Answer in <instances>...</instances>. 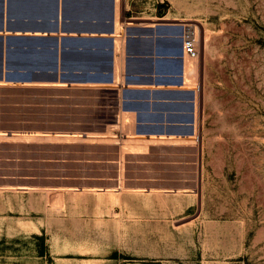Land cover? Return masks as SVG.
Returning a JSON list of instances; mask_svg holds the SVG:
<instances>
[{
  "label": "rangeland",
  "instance_id": "374dc122",
  "mask_svg": "<svg viewBox=\"0 0 264 264\" xmlns=\"http://www.w3.org/2000/svg\"><path fill=\"white\" fill-rule=\"evenodd\" d=\"M123 1L204 30L198 134H137L120 76L0 84V264H264V0Z\"/></svg>",
  "mask_w": 264,
  "mask_h": 264
},
{
  "label": "crops",
  "instance_id": "0c3cea01",
  "mask_svg": "<svg viewBox=\"0 0 264 264\" xmlns=\"http://www.w3.org/2000/svg\"><path fill=\"white\" fill-rule=\"evenodd\" d=\"M47 1L0 0V81L73 89L113 84L120 76L119 100L135 116L136 133L194 132L200 85L185 83L183 39L175 22L127 24L114 33L115 0ZM121 3V18L127 19Z\"/></svg>",
  "mask_w": 264,
  "mask_h": 264
},
{
  "label": "bare ground",
  "instance_id": "6f19581e",
  "mask_svg": "<svg viewBox=\"0 0 264 264\" xmlns=\"http://www.w3.org/2000/svg\"><path fill=\"white\" fill-rule=\"evenodd\" d=\"M28 1V0H27ZM48 1H50V0H48ZM47 1V3H49ZM61 2H63L62 0H60ZM69 1V0H68ZM74 1V0H73ZM85 1V0H84ZM83 1V2H84ZM12 2H13V0H12ZM33 2V1H32ZM70 2V1H69ZM121 2H123L122 0H115L114 1V14H115V17H114V22L113 23H115V32L114 33H120V32H124L125 31V25H127V24H131V23H133L132 21H130V20H127V19H122L121 18V11H122V3ZM14 3H15V0H14ZM14 3H13V5H14ZM50 3H51V1H50ZM67 3V2H66ZM71 3H72V1H71ZM80 3V2H79ZM27 4V3H26ZM26 4H25V6H26ZM68 4V3H67ZM7 5V4H6ZM34 5H36V3L34 4ZM80 5V4H79ZM78 5V6H79ZM90 4H88V6H89ZM92 6H93V3L91 4ZM11 6V5H10ZM17 6V5H16ZM28 6V5H27ZM87 6V7H88ZM8 8H9V4H8ZM75 8H77V6L75 7ZM79 9H81L80 7H78ZM77 8V9H78ZM93 8V7H92ZM11 9V8H10ZM12 9H13V7H12ZM28 9V8H27ZM86 9V8H85ZM5 10H7V9H5ZM15 10V9H14ZM18 10H19V8H18ZM68 10H70V9H68ZM60 11H61V9H60ZM64 11V10H63ZM72 11H75V10H72ZM79 11V10H78ZM81 11H83L82 9H81ZM85 11V10H84ZM16 12V11H15ZM20 12V11H19ZM70 12V11H69ZM68 12V13H69ZM95 12V11H94ZM6 13V12H5ZM9 13V12H8ZM17 13H18V11H17ZM23 13V12H22ZM32 13V12H31ZM50 13V12H49ZM75 13V12H74ZM76 13H77V11H76ZM79 13V12H78ZM9 14H11V13H9ZM20 14H21V12H20ZM20 14H19V16H20ZM64 14H65V12H64ZM83 14H85V13H83ZM92 14V13H91ZM22 15V14H21ZM38 15V14H37ZM60 15H62L61 13H60ZM59 15V16H60ZM66 15H69V14H66ZM65 15V16H66ZM72 15V14H71ZM78 15H80V14H78ZM87 15V14H86ZM88 15H89V13H88ZM87 15V16H88ZM6 16V15H5ZM14 16V15H13ZM42 16V15H41ZM73 16V15H72ZM75 16V15H74ZM25 17H26V15H25ZM16 18H18V17H16ZM7 19H8V17H7ZM60 19H61V17H60ZM122 19V20H121ZM152 19V20H151ZM151 21H146V22H141V23H147L148 25L150 24H153V23H155L156 21H155V19H157V17H151ZM165 19H168V18H165ZM174 19H176V18H174ZM32 20V19H31ZM161 20V19H160ZM8 21V20H7ZM5 22H6V19H5ZM7 23V22H6ZM5 23V24H6ZM63 23V22H62ZM136 23V22H135ZM159 23V22H158ZM162 23V22H161ZM168 23V22H167ZM169 23H172V22H169ZM172 24H174V23H172ZM177 24H180V23H175V25H177ZM146 25V24H145ZM181 25L182 26H184V27H188V26H195V28H197L198 27V25L196 24V23H181ZM60 28H62L61 27V25H60ZM8 29V28H7ZM114 29V28H113ZM5 30V29H4ZM201 30V40H200V37H199V40L200 41H202L203 40V44H204V41L206 40V35H205V33H204V30L203 29H200ZM30 31V30H29ZM42 31V30H41ZM19 33V32H18ZM34 33V32H33ZM38 33V32H37ZM61 33H63V32H61ZM60 33V34H61ZM65 33V32H64ZM73 33H74V31H73ZM5 34V33H4ZM113 35V34H112ZM120 35V34H119ZM128 35V34H127ZM121 36V35H120ZM119 36V37H120ZM118 37V36H117ZM116 37V38H117ZM123 37V36H122ZM125 37V36H124ZM122 40H124V39H122ZM126 40V39H125ZM117 41V40H116ZM121 42V38H120V40H119V43ZM126 42V41H125ZM118 42L117 43H115L116 44V50L118 51V48H120V47H122L120 44H119ZM122 44V43H121ZM119 45H120V47H119ZM201 45V44H200ZM123 46H124V43H123ZM126 47V46H125ZM124 47V48H125ZM124 48H122V50H124ZM125 51V50H124ZM123 51V52H124ZM119 52H120V49H119ZM185 53V52H184ZM123 55V54H122ZM189 58V56H187V53H185V62H186V68H184V69H186V72H185V74H186V76H185V83L186 84H188L189 82H190V78H189V73H190V68H191V66H192V68L194 69V68H196V64L197 63H194V61L192 62L190 59H188ZM121 59V58H120ZM120 59H118V56H117V59H116V57H115V60L114 61H116V63L118 64V65H120V63H118V60L120 61ZM194 59V58H193ZM197 61H198V59H196ZM193 63V64H192ZM191 65V66H190ZM118 68L116 67V70H117ZM119 72V71H118ZM114 73H116V72H114ZM118 74V73H117ZM190 77H191V75H190ZM115 80H117V78L118 77H116L115 76ZM124 79V78H123ZM61 81V80H60ZM63 81H65V80H63ZM63 81H61V82H63ZM126 81V80H125ZM39 82V81H38ZM41 82V81H40ZM59 82V81H58ZM5 83H10V81H6L5 79H1V81H0V84H5ZM48 83V82H47ZM46 83V85H50V83H48L47 84ZM54 83V82H53ZM66 83V82H65ZM19 84H20V82H19ZM31 85H33V83L31 84ZM40 85V84H39ZM55 85H64V84H62V83H57V84H55ZM197 127V126H196ZM196 127H195V130H193L194 132H191L190 131V133H168V132H161V133H152L151 134V136H149V139L148 140H152V141H157V140H161V143L163 142L162 140L164 139V140H166L167 141V139H168V141H169V139H171V140H173V138H176V140H178L179 138L180 139H187V138H190L191 137V135L193 136V135H196V134H198L197 133V131H196ZM166 131V130H165ZM14 131H12V133H13ZM9 134V133H8ZM138 134V133H137ZM144 134V133H143ZM29 135V134H28ZM48 137H49V135L48 134H46ZM54 135V134H53ZM4 136H7L8 137V135H4ZM27 135L26 134H18V133H13V135L12 136H9V137H13V138H16V137H19V138H22V137H26ZM30 136V135H29ZM42 136H44V135H42ZM65 136V137H64ZM63 137L65 138V139H67L66 137H72L73 139L75 138L74 136H76V135H73V136H70L68 133L66 134V135H64ZM139 136V135H138ZM3 137V136H2ZM32 137V136H31ZM38 137V136H37ZM46 137V136H45ZM47 137V138H48ZM57 137H58V135L55 137L56 139H57ZM59 137L61 138L62 137V135L60 136L59 135ZM80 137V136H79ZM79 137H77V138H79ZM89 136H87L86 138H88ZM4 138V137H3ZM18 138V139H19ZM30 138V137H29ZM49 138H51L52 139V137L50 136ZM54 138V137H53ZM90 139H91V137H89ZM167 138V139H166ZM17 139V138H16ZM27 139V138H26ZM59 139V138H58ZM85 139V138H84ZM89 139V140H90ZM105 139V138H104ZM103 139V140H104ZM147 140V141H148ZM170 140V143L172 142ZM182 140H180V141H182ZM152 141H150V142H152ZM158 142H160V141H158ZM157 142V143H158ZM183 142H185V141H183ZM164 143H165V141H164ZM147 144V143H146ZM169 144V143H168ZM140 146V145H139ZM137 148H139V147H137ZM136 148V149H137ZM124 188V187H123ZM56 189V188H55ZM111 187L110 188H105V190H110L111 191ZM83 190V189H82ZM179 190V189H178ZM60 191V190H59ZM158 191V190H157ZM61 192V191H60ZM113 192V191H112ZM62 193V192H61ZM60 196V195H59ZM60 198V197H59ZM59 200V199H58ZM57 200V201H58Z\"/></svg>",
  "mask_w": 264,
  "mask_h": 264
},
{
  "label": "built area",
  "instance_id": "2783aa9c",
  "mask_svg": "<svg viewBox=\"0 0 264 264\" xmlns=\"http://www.w3.org/2000/svg\"><path fill=\"white\" fill-rule=\"evenodd\" d=\"M182 39L184 52L190 57H197L199 55L197 48L199 34L195 26L184 27Z\"/></svg>",
  "mask_w": 264,
  "mask_h": 264
},
{
  "label": "water",
  "instance_id": "95a60500",
  "mask_svg": "<svg viewBox=\"0 0 264 264\" xmlns=\"http://www.w3.org/2000/svg\"><path fill=\"white\" fill-rule=\"evenodd\" d=\"M9 134H11V135H12V131H9Z\"/></svg>",
  "mask_w": 264,
  "mask_h": 264
}]
</instances>
